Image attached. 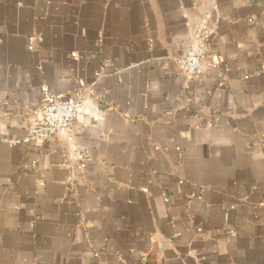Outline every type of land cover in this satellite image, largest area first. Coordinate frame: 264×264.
<instances>
[{"label": "crops", "instance_id": "1", "mask_svg": "<svg viewBox=\"0 0 264 264\" xmlns=\"http://www.w3.org/2000/svg\"><path fill=\"white\" fill-rule=\"evenodd\" d=\"M81 80L73 146L24 142ZM0 264H264V0H0Z\"/></svg>", "mask_w": 264, "mask_h": 264}, {"label": "built area", "instance_id": "2", "mask_svg": "<svg viewBox=\"0 0 264 264\" xmlns=\"http://www.w3.org/2000/svg\"><path fill=\"white\" fill-rule=\"evenodd\" d=\"M206 14L194 29L189 46L180 58V64L189 77L202 73L203 61L209 51L211 32ZM77 57V54H74ZM97 77L100 73L96 74ZM80 91L75 94H52L47 86L42 87L43 98L40 117L30 126L24 142L31 140H50L59 137L73 146L76 135L74 126L81 118V108L95 93L96 81L87 84L81 80ZM68 159L74 162V173L82 174L88 166L89 154L86 150L72 147Z\"/></svg>", "mask_w": 264, "mask_h": 264}]
</instances>
